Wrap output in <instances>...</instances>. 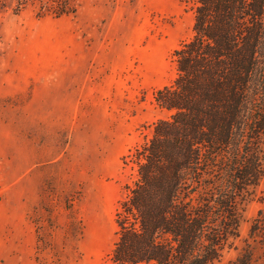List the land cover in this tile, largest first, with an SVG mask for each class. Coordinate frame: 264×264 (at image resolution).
Listing matches in <instances>:
<instances>
[{
	"label": "rangeland",
	"instance_id": "rangeland-1",
	"mask_svg": "<svg viewBox=\"0 0 264 264\" xmlns=\"http://www.w3.org/2000/svg\"><path fill=\"white\" fill-rule=\"evenodd\" d=\"M196 1L0 0V264H114L123 158L171 116L155 97ZM259 211L264 179L213 264H264Z\"/></svg>",
	"mask_w": 264,
	"mask_h": 264
},
{
	"label": "trees",
	"instance_id": "trees-1",
	"mask_svg": "<svg viewBox=\"0 0 264 264\" xmlns=\"http://www.w3.org/2000/svg\"><path fill=\"white\" fill-rule=\"evenodd\" d=\"M156 94L171 113L123 158L114 264H213L264 179V0H197L193 35ZM250 236L264 246V211ZM245 250L233 264H252Z\"/></svg>",
	"mask_w": 264,
	"mask_h": 264
}]
</instances>
